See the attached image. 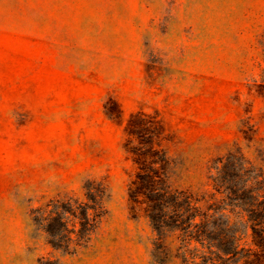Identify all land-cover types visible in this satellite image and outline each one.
I'll use <instances>...</instances> for the list:
<instances>
[{
    "label": "rangeland",
    "instance_id": "obj_1",
    "mask_svg": "<svg viewBox=\"0 0 264 264\" xmlns=\"http://www.w3.org/2000/svg\"><path fill=\"white\" fill-rule=\"evenodd\" d=\"M230 154L264 173V0H0V264H182L145 193L203 212Z\"/></svg>",
    "mask_w": 264,
    "mask_h": 264
},
{
    "label": "trees",
    "instance_id": "obj_2",
    "mask_svg": "<svg viewBox=\"0 0 264 264\" xmlns=\"http://www.w3.org/2000/svg\"><path fill=\"white\" fill-rule=\"evenodd\" d=\"M231 157L232 154L218 161L222 165L211 178L214 192L210 200L215 199L203 212L197 205L198 199L185 191L150 189L145 193L161 195L148 216L156 229L180 232L182 264L262 263L264 173L260 169L247 168L244 162L235 173H230L227 164ZM220 217L221 224L218 223ZM234 217L246 226L245 232L235 229ZM245 237L251 238L250 244L248 240L242 242Z\"/></svg>",
    "mask_w": 264,
    "mask_h": 264
}]
</instances>
